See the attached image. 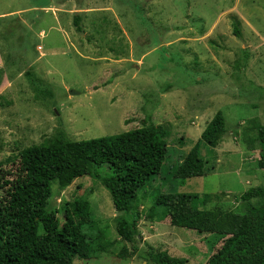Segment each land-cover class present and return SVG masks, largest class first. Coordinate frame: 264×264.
I'll list each match as a JSON object with an SVG mask.
<instances>
[{"label":"rangeland","instance_id":"374dc122","mask_svg":"<svg viewBox=\"0 0 264 264\" xmlns=\"http://www.w3.org/2000/svg\"><path fill=\"white\" fill-rule=\"evenodd\" d=\"M247 51L242 72L237 64ZM6 64L0 161L59 129L72 141L148 123L171 133L161 174L139 191L144 217L130 257H120L132 244L119 238L111 195L91 171L65 190L53 185L48 205L62 222L65 204L83 198L105 231L99 252L74 264H155L149 255L162 251L184 264H206L223 241L146 217L157 197L212 194L209 208L233 209L248 189L264 186L257 140L264 125V0H0V68ZM30 68L44 84L41 93L26 78ZM219 111L227 134L217 148L201 145L206 175L175 178Z\"/></svg>","mask_w":264,"mask_h":264},{"label":"trees","instance_id":"16d2710c","mask_svg":"<svg viewBox=\"0 0 264 264\" xmlns=\"http://www.w3.org/2000/svg\"><path fill=\"white\" fill-rule=\"evenodd\" d=\"M80 21L77 15L78 31ZM240 24H234L238 38ZM248 58L247 51L237 64L238 70L243 72ZM6 67L0 68V86L9 72ZM25 75L41 93L44 84L34 70L30 68ZM226 134V117L219 111L179 164L175 178L205 176L201 145L217 148ZM170 135L167 128L148 123L121 134L72 141L59 129L48 141L0 161V264H74L77 258L90 260L99 252L105 231L99 228L90 201L81 198L66 203L63 222L48 205L54 184L65 190L85 170L108 190L117 213V234L132 244V251L124 247L120 257L136 254L138 226L144 217L138 204L139 191L161 174ZM257 140L258 167L264 170L262 124L258 125ZM101 169H105L102 174ZM211 202L212 194H161L146 217L158 222L170 219L176 227L217 236L223 244L206 264H264V186L248 189L233 209L209 208ZM149 257L155 264H184L163 251L151 252Z\"/></svg>","mask_w":264,"mask_h":264},{"label":"crops","instance_id":"0c3cea01","mask_svg":"<svg viewBox=\"0 0 264 264\" xmlns=\"http://www.w3.org/2000/svg\"><path fill=\"white\" fill-rule=\"evenodd\" d=\"M251 60H252V59H251ZM252 68H253V67H252ZM252 68H251V69H252ZM248 70L250 71V68L247 69V72H249ZM204 118H207V117H204ZM212 119H213V118H212ZM212 119H211V120H212ZM211 120H210V121H211ZM210 121H208V122L206 123V127H207V125L210 123ZM205 129H206V128H205ZM205 129H204V130H205ZM204 130H202V131L200 130V131H199V135L202 134V133L204 132ZM201 132H202V133H201Z\"/></svg>","mask_w":264,"mask_h":264},{"label":"water","instance_id":"95a60500","mask_svg":"<svg viewBox=\"0 0 264 264\" xmlns=\"http://www.w3.org/2000/svg\"><path fill=\"white\" fill-rule=\"evenodd\" d=\"M71 94H75V92L71 91Z\"/></svg>","mask_w":264,"mask_h":264}]
</instances>
